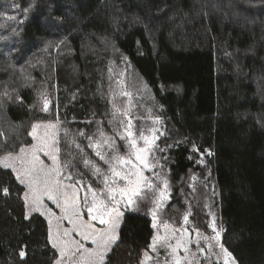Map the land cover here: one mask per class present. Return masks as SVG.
Instances as JSON below:
<instances>
[{
    "label": "trees",
    "instance_id": "16d2710c",
    "mask_svg": "<svg viewBox=\"0 0 264 264\" xmlns=\"http://www.w3.org/2000/svg\"><path fill=\"white\" fill-rule=\"evenodd\" d=\"M2 26L16 53L0 55V145L16 151L11 130L48 120L40 87L66 84L73 68L80 86L93 81L95 46L101 66L125 61L163 109L175 176L200 172L202 154L212 165L224 248L237 264H264V0H0ZM86 87L61 120L100 119ZM23 193L0 168V264H53L46 221L26 218ZM152 237L148 217L127 213L107 264L137 263Z\"/></svg>",
    "mask_w": 264,
    "mask_h": 264
},
{
    "label": "snow or ice",
    "instance_id": "6c2138e0",
    "mask_svg": "<svg viewBox=\"0 0 264 264\" xmlns=\"http://www.w3.org/2000/svg\"><path fill=\"white\" fill-rule=\"evenodd\" d=\"M117 84L123 87L121 81H117ZM121 94L131 96L128 92L122 91ZM41 95L44 96L43 93ZM115 95L113 92V97ZM49 103L45 97L42 111L48 112ZM110 103L113 118L118 121V128L113 130L114 136H108L98 128L97 133L86 137L89 141L87 147L93 148L95 156L107 165L106 171L91 159L80 155L83 148L76 142L75 136H84L83 132L74 135L65 129L64 144L66 147L71 144V147H67L66 151L62 150L61 121L58 115L54 122L33 124L29 135L35 143L29 146L21 145L18 152L7 150L5 145H0V151H3L0 155V168L10 169L16 180L27 188L24 194L25 206L48 217V239L61 257L56 264H105L107 254L118 239L117 229L124 215L121 209H135L142 202H149L152 205L150 208L152 227L157 229L149 248L156 252L157 256L159 248L165 249L164 264H200L196 258L197 252L204 254L206 251L205 247H201V240L207 243L208 255L205 259H210L211 255H214L211 243L214 240L215 246L219 247L223 254L224 264L230 262L236 264L232 254L220 243L223 228L222 226L217 228L215 219L209 224L214 236H204L198 229H192L191 232L196 234L193 240L187 227L177 228L159 218L158 213L171 197V185L166 175L155 171L157 167L163 169L161 159L167 160V157L155 155L156 152L164 151L156 143L159 135L163 133L158 135L159 130L154 126L137 130L130 109H121L114 98ZM159 119L156 117L152 121L153 125ZM41 129L42 132L38 131ZM69 137H72L71 141ZM116 138L123 143L117 144ZM121 147L124 148L123 153L120 151ZM193 150L199 151L195 146ZM40 153H43L51 163L46 164L41 160ZM207 154L212 155L210 151ZM77 157L82 160L85 167L90 168L92 176L97 177L99 183L96 187L93 185L97 181L86 183L84 174L74 171L78 167L74 163ZM145 171L153 173L156 182L146 176ZM2 192L7 195L9 189L4 187ZM45 199L60 210V215L45 204ZM85 215L87 219H84ZM64 220L72 224L70 229L61 228V222ZM188 220L189 214H184V224H187ZM161 227L164 229L163 235L160 233ZM72 232H76L82 241H90L95 247H85L81 241L72 240ZM193 244L196 246L195 251L191 247ZM181 251L184 253L183 256L180 255ZM24 255V251H21L20 256ZM65 257L67 261H64ZM145 258L151 259L147 252ZM141 264H144V261H141Z\"/></svg>",
    "mask_w": 264,
    "mask_h": 264
},
{
    "label": "rangeland",
    "instance_id": "374dc122",
    "mask_svg": "<svg viewBox=\"0 0 264 264\" xmlns=\"http://www.w3.org/2000/svg\"><path fill=\"white\" fill-rule=\"evenodd\" d=\"M261 24H263V22H261ZM0 29V55L2 53V57L11 61V54L13 52L16 53V50L12 47L13 41H11V39H14V35H10L11 37L9 38L8 35L10 33L12 34V32L14 31L7 30L6 26H2L0 27ZM86 50L90 52L88 56L91 58V61L94 62L93 64L98 65V67L92 68L93 71L91 72V76L93 81L87 82V84L91 86L92 91L95 90L96 94L93 93V97H98L96 99L98 100L97 103L100 104V106L97 107L96 105H93V111L90 113V116L99 117L100 119L84 121L78 123L79 125L73 123L74 121L66 122L65 120H61L63 117L65 118L67 116V113L64 108H66L67 106H72L73 102H75L79 98V95L82 93V91L88 92V88L86 87L87 84L85 86H80L81 84L77 80V72L74 71L73 68L71 74L68 76L69 80L66 78V84L63 83L62 86L54 84L53 88L49 89L47 87L48 84H46V86L44 87H40V92H38L36 96V108L38 111L47 115L48 120L32 123L29 126H27L26 124V127L22 126V128L16 126L14 130H11V134L21 135L19 138L16 137L19 139L18 144L22 142L21 145L29 146L30 144L35 143V141H33L32 137L29 135V133L32 131V125L46 124L50 121L54 122L58 115L61 121L60 147L62 148V150L66 151L67 147H71V144H69L67 147L64 144L63 132L65 129L70 130V132L74 135L78 132H83L85 134L84 136H75L76 142L79 143L83 148V152L80 155L91 159L95 164H97L99 167L106 171L107 165H105L103 161H101L98 157L95 156L93 148L87 147L89 141L86 137L93 136V134L97 133L98 128L104 131L106 135L114 136L113 130L114 128H118V121L114 120L113 118L112 103H110V101L114 98L115 103L121 109H130L131 115L133 117V122L137 130L142 127L151 128L154 126L156 129L159 130V132L157 133L158 135L159 133H163V135H159V139L156 143L161 149H164V151L156 152L155 155L157 157H167V160L165 161L161 159V164H163L164 167L163 169L157 167L155 171L161 172L162 175H166L171 185V197L165 203L163 209L158 213L159 218L164 221H167L170 225L175 226L177 228L187 227L190 232L192 229H198L199 232L202 233L204 236H214V233L209 227V224H211L213 219H215V223L217 225V228L219 229L222 226V221L218 201V190L214 185V177L212 174V165L207 162L205 163V160L203 159L202 155H200L197 161H203V163H199L200 167L202 166V168H200L201 173L197 171H191L184 175L175 176L171 167L173 161L170 158L168 152L176 139L173 137V130L168 124L169 122L164 115L163 109L155 100L153 94L144 85L139 75H136L125 61H123V63L121 64L117 63L116 61H110L112 63L108 64L105 62L104 64L106 66H101L100 63L107 61L108 58L106 56L102 57L103 54H101L99 50L95 48V46L93 47L92 45H90ZM96 53H100V55H96ZM107 53L109 54L108 49ZM110 59L117 60L111 57ZM28 65L29 64H27L25 67H27ZM121 73H123V75H121ZM93 75L95 76V78H93ZM117 81L122 82V88L117 84ZM11 91L13 92L12 89H9V93L7 94L9 98L14 97ZM122 91L130 93L131 96L129 97L122 95ZM113 92L116 93L115 97H113ZM42 93L44 94V96L41 95ZM45 97L50 101L48 112L42 111ZM156 117H159L160 119L157 123H155V125H153L152 121ZM2 119L4 120L3 113L0 112V120ZM38 131L42 132V129ZM68 139L69 141H71L72 137H69ZM116 142L117 144L123 143L118 138H116ZM21 145L18 146L16 152L19 151V147ZM120 151L121 153H123L124 148L121 147ZM2 154L3 151H0V155ZM39 156L40 159L43 160L46 164L51 163V161L46 156H44L43 153H40ZM63 158L64 157L62 156V159ZM74 163L78 165L77 169H74V171H79L83 173L86 183L90 181H97V183L93 185L94 187H96L99 181L97 180V177L92 176L90 168L85 167L79 157H77V160L74 161ZM6 170H9L11 172L10 169ZM12 174L15 177V174ZM145 175L149 176L153 180V182H156V177L153 173L145 171ZM17 182L18 184H20L19 181ZM20 185L24 188L22 199L25 205L24 194L27 191V188L22 184ZM100 186L102 187V185ZM45 204L50 207L57 215H60V210L56 208V206L51 201L45 199ZM151 207L152 205L149 202H142L140 203L138 208L121 209L124 215L122 217L120 227L117 229L118 239L116 243L112 245V250L119 241L120 228L122 226L124 216L127 213L143 214L144 216L150 219L152 227L153 219L150 213ZM25 214L27 217L33 214H39L40 216H42L46 221L49 237V223L48 217L46 215H41L39 212H33L29 207L26 206ZM184 214H189V220L187 224H184L183 221ZM84 219H87L86 215ZM71 227L72 224H70L67 220L61 222L62 229H70ZM53 231H55V220H53ZM156 232L157 229L153 228V236L156 234ZM160 233L161 235L164 234V229L162 227L160 228ZM195 238V232H191V239L195 240ZM71 239L81 241L82 243H84L85 247H95L91 244L90 241H82L81 237L76 232L71 233ZM172 242L174 243V241ZM49 243L52 246L50 241ZM211 243L213 244L212 251L214 255H211L210 259H205V256L208 255L207 243L201 240V247H205L206 251L204 254H200L199 252H197L196 258L200 261V264H224V258L223 254L220 252V248L215 246L214 240L211 241ZM220 243L222 244V232L220 237ZM191 247L193 251L196 250L195 244H193ZM54 250L57 253V258L53 264H56V261L61 259V257L59 251L55 248ZM112 250L107 254L105 258V264H107L108 257L112 253ZM145 252L148 253V256L151 257V259L145 258ZM158 252L159 256H157V253L153 252L148 247L145 251H143L142 255L140 256V260L135 264H141V261H144V264H157L158 260L159 264H164L166 251L164 248H159ZM180 255L183 256L184 253L181 251ZM64 261H67V257L64 258Z\"/></svg>",
    "mask_w": 264,
    "mask_h": 264
}]
</instances>
